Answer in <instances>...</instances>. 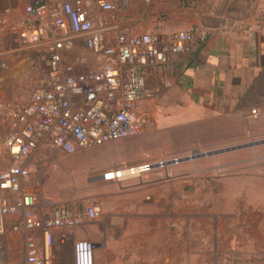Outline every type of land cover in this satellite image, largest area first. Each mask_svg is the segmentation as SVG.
I'll use <instances>...</instances> for the list:
<instances>
[{"label":"rangeland","instance_id":"1","mask_svg":"<svg viewBox=\"0 0 264 264\" xmlns=\"http://www.w3.org/2000/svg\"><path fill=\"white\" fill-rule=\"evenodd\" d=\"M260 1L159 0L144 4L142 19L158 30L180 20L194 27L234 24L258 15ZM3 42L11 54L0 70V97L29 102L46 79L47 59L21 35ZM260 85L264 79L254 85V108H264ZM4 120L0 116V133L8 130ZM152 126L151 118L142 132L111 149L102 150L104 144L67 153L45 139L34 151L26 186L43 205L65 204L82 213L89 204L101 208L57 251L59 264L72 263L78 238L96 242L95 264H264V123L241 140L208 149H191L186 134L176 141L165 132L149 137ZM174 157L181 161L140 179L99 175L114 161L108 170L124 159L133 164Z\"/></svg>","mask_w":264,"mask_h":264},{"label":"built area","instance_id":"2","mask_svg":"<svg viewBox=\"0 0 264 264\" xmlns=\"http://www.w3.org/2000/svg\"><path fill=\"white\" fill-rule=\"evenodd\" d=\"M156 1L144 0L147 5ZM124 5V0H65L58 7L52 0H30L25 10L35 21L17 25L23 39L47 59L46 79L29 102L0 97V116L9 124L7 132L0 133V233L7 229V218L20 213L22 223L12 228L39 232L27 237V264H54L57 249L74 229L86 218L101 215L96 204H89L84 213L65 204L46 213L35 211L37 195L26 186L34 151L45 139L74 153L139 134L148 123L142 103L161 90V84L149 81L148 68L167 67L174 55L209 39L205 28L170 33L123 30L117 14ZM2 23L0 17V27ZM78 41L106 61L80 70L84 59H67ZM8 52L0 47V70L8 66ZM252 112L256 115L257 108ZM173 161L178 158L124 163L104 172L103 178L140 179ZM96 247L90 239H76L74 264H95Z\"/></svg>","mask_w":264,"mask_h":264},{"label":"crops","instance_id":"3","mask_svg":"<svg viewBox=\"0 0 264 264\" xmlns=\"http://www.w3.org/2000/svg\"><path fill=\"white\" fill-rule=\"evenodd\" d=\"M29 1L0 0V17L3 19L0 27V47L9 51L6 55L8 63L11 51L4 46L3 38L22 36V31L17 27L18 23L23 20L35 21V17L25 10ZM64 1L52 0V3L60 7ZM124 1V7L117 14V23L123 30L134 33H170L205 28L209 32L207 42L196 43L190 52L174 55L167 67L148 68L149 81L161 84L158 95L142 103V109L149 115V121L152 118L153 126L156 127L153 129L152 126V131L147 132L149 137L165 132L176 141L177 135L186 134L191 149L200 146L199 144L208 149L241 140L252 132L253 125H263L264 108H257V114L254 115L251 101L254 85L264 79V0L260 1L258 15L238 23L203 24L194 27L193 24L180 20L166 24L163 30L156 29L155 22L146 23L142 19L144 0ZM14 24L17 29L13 27ZM71 54L74 57L70 60L67 56L69 61L84 59L80 70L88 66L100 67L106 61V57L98 56L87 49L83 41L77 42L74 51L68 53ZM258 90L264 91V85H260ZM6 123L8 127L7 120ZM6 132L7 130L1 134ZM205 132L208 136L203 138L202 134ZM119 143L120 140L112 141L100 148L111 149ZM123 162H126L125 159ZM174 163L177 162L173 161L168 165ZM115 164L114 161L107 168H103L105 170L99 174L100 177L104 179V171ZM30 180L32 179L29 178L28 181ZM35 193L37 195L36 190ZM34 208L39 213L53 209L50 205H43L38 198ZM7 223L6 231L0 233V264H27V232L22 228H12L13 224L22 223L21 213L8 217ZM31 234L36 235L39 232L33 231ZM70 237L71 235L69 239ZM57 251L54 264L60 263ZM71 264H74V253Z\"/></svg>","mask_w":264,"mask_h":264},{"label":"trees","instance_id":"4","mask_svg":"<svg viewBox=\"0 0 264 264\" xmlns=\"http://www.w3.org/2000/svg\"><path fill=\"white\" fill-rule=\"evenodd\" d=\"M258 89H259V87L256 88V92H257ZM261 92H264V91L259 90V93H261ZM253 96H254V95H253Z\"/></svg>","mask_w":264,"mask_h":264}]
</instances>
